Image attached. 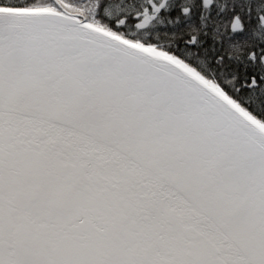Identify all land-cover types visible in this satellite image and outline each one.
<instances>
[{
  "label": "snow or ice",
  "instance_id": "snow-or-ice-1",
  "mask_svg": "<svg viewBox=\"0 0 264 264\" xmlns=\"http://www.w3.org/2000/svg\"><path fill=\"white\" fill-rule=\"evenodd\" d=\"M0 264H264V0H0Z\"/></svg>",
  "mask_w": 264,
  "mask_h": 264
}]
</instances>
